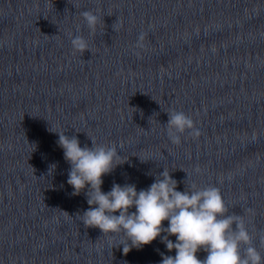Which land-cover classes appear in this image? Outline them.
Instances as JSON below:
<instances>
[{
	"label": "water",
	"instance_id": "obj_1",
	"mask_svg": "<svg viewBox=\"0 0 264 264\" xmlns=\"http://www.w3.org/2000/svg\"><path fill=\"white\" fill-rule=\"evenodd\" d=\"M84 10L100 17L94 33ZM172 111L200 135L172 143ZM54 131L118 146L125 162L102 177L104 192L147 189L164 168L178 191L218 187L264 257V0H0V264L174 256L160 237L124 254L122 232L83 225L87 189L72 194Z\"/></svg>",
	"mask_w": 264,
	"mask_h": 264
},
{
	"label": "clouds",
	"instance_id": "obj_2",
	"mask_svg": "<svg viewBox=\"0 0 264 264\" xmlns=\"http://www.w3.org/2000/svg\"><path fill=\"white\" fill-rule=\"evenodd\" d=\"M80 15L90 33H94L100 17L91 10H84ZM145 35L139 34L136 47H144ZM70 41L73 50L81 56L91 51L82 35H72ZM167 126L174 144H180L181 135L186 131L194 137L200 135L193 119L183 111L169 112ZM57 133V143L71 165L67 183L74 190L72 194L87 189V203L91 207L78 214L80 221L86 228L98 227L103 235L122 232L128 238L119 244L123 245L124 254L160 237L169 251L175 249L174 256L161 253L160 264H264V257L253 246L243 219L229 213L218 187L193 186L191 190L178 191L177 180L164 168L147 189L138 191L135 184L114 182L111 190L104 192L102 177L125 162L120 161L118 146L97 144L90 137L92 146L81 147L76 135ZM133 207L135 211H130ZM164 221H168L167 227ZM162 233L166 235L161 236ZM173 235L175 242L169 239ZM200 250L207 253L204 259L197 256Z\"/></svg>",
	"mask_w": 264,
	"mask_h": 264
}]
</instances>
